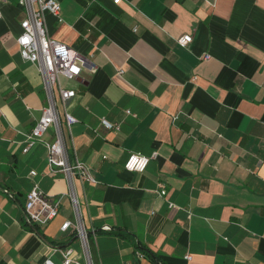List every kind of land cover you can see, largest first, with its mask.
Masks as SVG:
<instances>
[{"label": "crops", "instance_id": "obj_1", "mask_svg": "<svg viewBox=\"0 0 264 264\" xmlns=\"http://www.w3.org/2000/svg\"><path fill=\"white\" fill-rule=\"evenodd\" d=\"M58 1L61 20L47 12L46 24L82 63L60 80L76 90L65 134L96 179H75L95 258L264 264V0ZM0 10V264H61L66 247L83 262L74 228L61 229L75 218L67 180L50 171L43 142L23 151L47 105L17 43L25 13L18 0H0ZM184 33L189 46L178 42ZM155 151L144 172L125 169L131 152ZM35 185L63 196L44 225L25 218Z\"/></svg>", "mask_w": 264, "mask_h": 264}, {"label": "built area", "instance_id": "obj_2", "mask_svg": "<svg viewBox=\"0 0 264 264\" xmlns=\"http://www.w3.org/2000/svg\"><path fill=\"white\" fill-rule=\"evenodd\" d=\"M121 0H113L119 3ZM18 4L24 10V17L21 20V33L17 37L21 56L35 64L44 82L47 105L43 108L42 115L31 131L26 133V146L23 151L27 152L37 142H43L47 149L48 167L52 173L61 172L68 182L67 193L71 201L75 218L66 219L61 229L63 231L73 227L82 246L84 261L79 259L75 250L71 247L60 248L62 254L61 264H102L100 259H96L92 253V244L97 243V233L95 230L90 233L85 227L79 196L76 189L75 179L80 182H96L90 172L89 167L79 158L72 144L71 136H66L65 130L70 133L71 126L76 121L65 108L67 102L76 96V90L63 86L60 76L69 79L78 77L82 72V63L78 52L66 43L53 39L48 33L46 24V13L50 12L61 20L60 3L58 0H18ZM3 14L0 10V21ZM193 41V36L184 33L178 38V42L183 46H189ZM210 58V55H205ZM59 103L64 108V120L61 117ZM127 113H130L127 110ZM102 125L107 129L120 130L119 123H112L105 118ZM53 129V140L44 139V134ZM71 150L74 158L71 159ZM158 158L155 151L151 156L141 152H131L125 163L126 170L131 172H144L151 159ZM36 171H31V175H36ZM63 196L51 197L35 185L27 194L25 201V218L30 224L44 225L53 220L59 213ZM173 207V204H171ZM103 229L110 230L108 225ZM92 234V236L90 235ZM139 257L144 254L137 252ZM191 258L190 254L186 255ZM44 264H57L47 258Z\"/></svg>", "mask_w": 264, "mask_h": 264}, {"label": "rangeland", "instance_id": "obj_3", "mask_svg": "<svg viewBox=\"0 0 264 264\" xmlns=\"http://www.w3.org/2000/svg\"><path fill=\"white\" fill-rule=\"evenodd\" d=\"M59 108H60V110H61V104L59 103Z\"/></svg>", "mask_w": 264, "mask_h": 264}]
</instances>
